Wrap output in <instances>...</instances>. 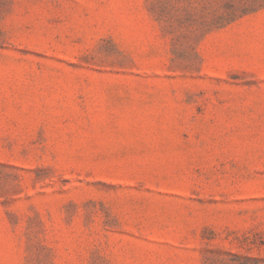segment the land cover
Returning <instances> with one entry per match:
<instances>
[{
    "label": "rangeland",
    "instance_id": "obj_1",
    "mask_svg": "<svg viewBox=\"0 0 264 264\" xmlns=\"http://www.w3.org/2000/svg\"><path fill=\"white\" fill-rule=\"evenodd\" d=\"M0 264H264V0H0Z\"/></svg>",
    "mask_w": 264,
    "mask_h": 264
}]
</instances>
